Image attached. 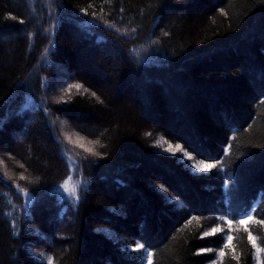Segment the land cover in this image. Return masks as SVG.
Masks as SVG:
<instances>
[{"label": "trees", "instance_id": "trees-1", "mask_svg": "<svg viewBox=\"0 0 264 264\" xmlns=\"http://www.w3.org/2000/svg\"><path fill=\"white\" fill-rule=\"evenodd\" d=\"M249 212L264 220V0H0V264H264Z\"/></svg>", "mask_w": 264, "mask_h": 264}, {"label": "rangeland", "instance_id": "rangeland-1", "mask_svg": "<svg viewBox=\"0 0 264 264\" xmlns=\"http://www.w3.org/2000/svg\"><path fill=\"white\" fill-rule=\"evenodd\" d=\"M48 7V8H47ZM53 6H50V5H46V9H47V14H49V11H50V8L52 9ZM49 10V11H48ZM46 14V15H47ZM54 17L56 15L57 17V11H56V8L53 9V14H52ZM53 17V19H54ZM58 19V17H57ZM56 20V18H55ZM55 22V21H54ZM52 25H53V22H52ZM53 27V26H52ZM65 71V70H64ZM62 70V77H57L55 79H53L52 83H53V86L54 88H58L56 86V84L58 85L59 83H64L68 78H67V74H66V71L64 72ZM56 80V81H55ZM65 84L67 85V82H65ZM58 90V89H57ZM56 93H60V91H56ZM52 95V94H51ZM57 129H58V132H60V134L62 135L63 137V140L66 144H69L71 147H76V148H85L84 146V141H83V138H82V135L76 131L67 121L65 120H60V121H57ZM64 143L65 145V148H64V152H70L69 151V145H67L66 147V144ZM70 157L72 162H73V166H72V171H73V174L71 176V178H69L67 180V192H71L70 190L75 187L76 191L75 192H80L81 189H82V183H83V179H82V170L78 167L79 164H78V160L75 158L76 156H74L71 152H70ZM22 192V191H21ZM24 192L26 191H23L22 194L24 195ZM28 193V192H27ZM30 194L28 193V195H24L25 198H28Z\"/></svg>", "mask_w": 264, "mask_h": 264}, {"label": "snow or ice", "instance_id": "snow-or-ice-1", "mask_svg": "<svg viewBox=\"0 0 264 264\" xmlns=\"http://www.w3.org/2000/svg\"><path fill=\"white\" fill-rule=\"evenodd\" d=\"M85 12V14H87V11L86 9L83 10ZM76 87H79V85H76ZM176 150H181V145L177 144L175 146ZM165 151H173L172 147L169 146V148L165 149ZM182 158L184 159H187V160H192L193 157L186 151V150H183V153H182ZM186 167L190 168L193 170V174H196V172H207L209 171L211 168L213 167H216L215 164H211V163H205L203 160H200L196 163H191V164H186ZM24 177H21V179H23ZM61 187L67 189V182H65L64 185H62ZM161 189H163L164 191H167V189H164L163 185L160 186ZM21 191L23 192V190L21 189ZM71 193L72 194H75V187H73L71 190ZM24 195H28L27 192H24ZM78 199V197H77ZM171 199V197H170ZM221 220H224V218L222 217ZM254 222V223H258V224H264V220H259V221H254L253 219V216L251 215V212L249 213H246L244 218H237V223L238 224H244L245 222ZM227 223L231 226L232 224V221L231 220H228ZM247 231V229H245ZM218 231H222V229H220L219 227H214L211 229V232H208V231H205L204 232V236H209V235H213L215 234L216 232ZM228 241H231L232 240V237L229 235L226 237ZM249 239L251 242H253V247H256L254 241H252V238H251V233H249ZM229 245L228 244H225L224 245V248H227ZM144 248V245L143 244H139L138 245V249H143ZM202 251H212L211 249H203ZM257 251L260 252V251H264V249H260V248H257ZM219 256L223 257L225 255L224 253V250L223 248L219 251ZM148 259H149V264H150V259H151V253L148 252ZM238 259V257H237ZM51 264V262H50Z\"/></svg>", "mask_w": 264, "mask_h": 264}]
</instances>
